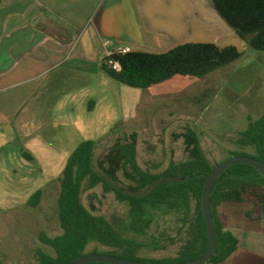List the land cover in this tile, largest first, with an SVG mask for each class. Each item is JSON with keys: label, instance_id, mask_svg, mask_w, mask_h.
<instances>
[{"label": "rangeland", "instance_id": "obj_1", "mask_svg": "<svg viewBox=\"0 0 264 264\" xmlns=\"http://www.w3.org/2000/svg\"><path fill=\"white\" fill-rule=\"evenodd\" d=\"M211 10V9H210ZM203 15L213 24H193L181 42L235 45L242 56L201 78L175 76L150 88L125 85L102 69V60L118 47H105L100 60L87 63L85 77L71 76L68 83L43 85L31 106L12 125L0 128V264H35L39 251L53 254L41 233H62L58 216L60 179L78 145L92 140L94 166L116 143L137 140V158L146 170L159 173L174 162L190 158L187 134L193 130L213 165L234 152L254 155L253 146H240L239 134L251 120L264 115V50L248 46L212 8ZM192 13L194 10L191 11ZM207 12V13H206ZM235 33V34H234ZM48 82V81H47ZM55 83V84H54ZM24 127H23V124ZM30 132V133H28ZM112 184L131 191L135 183L123 170ZM41 190L36 206L29 204ZM85 206L106 217L123 235L143 243L138 255L147 260L175 257L197 238V206L170 210L147 209L152 225L146 233L130 229V206L102 185L82 194ZM250 202H225L217 215L225 230L239 238V248L221 264H264V218L251 220ZM256 217L258 214H255ZM108 253L111 247L92 243L87 253ZM205 264H213L207 262Z\"/></svg>", "mask_w": 264, "mask_h": 264}, {"label": "trees", "instance_id": "obj_2", "mask_svg": "<svg viewBox=\"0 0 264 264\" xmlns=\"http://www.w3.org/2000/svg\"><path fill=\"white\" fill-rule=\"evenodd\" d=\"M3 0H0V5ZM213 8L248 46L264 50V0H211ZM242 52L235 45L221 46L214 42H187L163 53L128 51L113 53L102 60V69L113 79L137 88H150L175 76L201 78L214 70L237 61ZM113 59L121 66L119 71L110 65ZM240 146H253L254 155L234 152L233 155H251L264 164V115L251 120L247 129L239 134ZM94 142H81L70 156L60 179L58 216L62 233L50 237L41 233L40 239L51 247L53 254L39 251L35 264H71L87 253L92 243L111 247L109 254L157 264L182 263L203 255L209 246V235L202 210V194L213 165L200 145L198 135L187 134L190 158L172 161L159 173L144 169L137 158V140L116 143L99 162L102 172L94 166ZM123 170L135 185L131 191L115 187L110 179L118 181L117 171ZM102 185L105 191H114L117 199L130 206L132 231L144 234L151 228L152 218L147 209L165 207L170 210L189 208L193 200L197 206V238L179 255L159 260H147L138 255L143 243L123 235L106 217L94 214L82 200L83 188ZM41 190L29 204L36 206ZM225 202H250L253 208L246 212L251 220L264 218V176L251 164H236L226 169L216 181L211 194V208L216 229L217 250L209 262L221 264L239 248V238L225 230L217 209ZM255 214H258L256 217ZM97 252V249L93 250ZM90 253V252H89ZM86 264H110L93 262Z\"/></svg>", "mask_w": 264, "mask_h": 264}, {"label": "crops", "instance_id": "obj_3", "mask_svg": "<svg viewBox=\"0 0 264 264\" xmlns=\"http://www.w3.org/2000/svg\"><path fill=\"white\" fill-rule=\"evenodd\" d=\"M204 7L215 20L211 0H3L0 128L34 113L30 103L43 85L85 77L106 40L129 51L166 52L183 44L193 24H213Z\"/></svg>", "mask_w": 264, "mask_h": 264}, {"label": "water", "instance_id": "obj_4", "mask_svg": "<svg viewBox=\"0 0 264 264\" xmlns=\"http://www.w3.org/2000/svg\"><path fill=\"white\" fill-rule=\"evenodd\" d=\"M241 163H247L253 165L264 176V164L262 163V161L251 155H233L217 163L205 182L202 199H201L202 210L206 220L207 230L209 235L208 249L200 257H197L195 259L186 262L175 263V264H205L209 262L211 258L215 255L217 250V238H216V229H215V223L211 208L212 190L214 188L216 181L226 169H228L233 165L241 164ZM93 262H103L110 264H157L148 261L133 260L103 252L85 253L80 257H78L77 259H75L71 264H86Z\"/></svg>", "mask_w": 264, "mask_h": 264}, {"label": "built area", "instance_id": "obj_5", "mask_svg": "<svg viewBox=\"0 0 264 264\" xmlns=\"http://www.w3.org/2000/svg\"><path fill=\"white\" fill-rule=\"evenodd\" d=\"M112 44H113V41H112V40H109V39L106 40V41L104 42L105 47H108V46H110V45H112ZM128 51H129L128 48H115V49L110 50V51L108 52V55H107V56H110V55H112L113 53H117V52L126 53V52H128ZM109 63H110V65H112V67H113L115 70L119 71V70L121 69L120 64H119L118 62L114 61L113 59H110V60H109Z\"/></svg>", "mask_w": 264, "mask_h": 264}]
</instances>
